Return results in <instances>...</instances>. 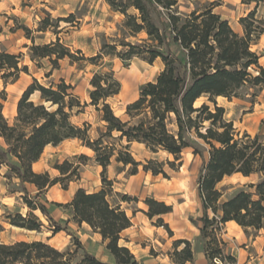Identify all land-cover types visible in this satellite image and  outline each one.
Instances as JSON below:
<instances>
[{"label":"trees","instance_id":"trees-1","mask_svg":"<svg viewBox=\"0 0 264 264\" xmlns=\"http://www.w3.org/2000/svg\"><path fill=\"white\" fill-rule=\"evenodd\" d=\"M106 2L114 12L125 16L118 28L122 39L116 37L112 43L105 42L97 56L86 58L82 51L73 54L59 37L48 44L37 45L35 39L30 38L31 30L21 27L33 41L29 47L30 60L39 68L41 61L48 60L57 69L59 62L64 59L97 64L105 57H116L125 63L139 59L150 65L161 60L164 68L153 81L140 88L138 100L128 105L126 113L129 119L126 121L116 116L109 103L121 92L120 80L113 71L94 74L89 105L99 112L101 102L107 101L103 104V119L108 128L104 137L113 139L112 131L118 132L119 136L115 139L125 142L119 151L115 146L107 148L103 139L87 140L89 123L82 126L69 123L74 110H82L88 105L81 103L74 94V88L65 81L46 87L34 79L20 98L12 123L4 115L7 93L5 90L0 91V137L6 145V148L0 147V171L6 167L12 177L19 180L23 186V200L30 208L26 216L17 211L0 219V234L5 231L4 223L29 232H41L45 226L35 211H40L49 220L54 234L63 230L50 216L46 204L30 200L25 188L27 183L35 185L37 197H40L58 184L68 190L72 182L80 179L81 164L72 165L69 161L55 167L61 174L57 178H52L48 172L36 173L33 170V164L41 159L50 145L57 147L67 140H86L82 146L97 154L105 186L112 185L106 174L108 167L113 164V156L117 164L123 167L131 165V175L138 174L142 163L137 162L131 152L134 143L144 145L153 153L162 150L173 156L175 161L181 160L185 150L193 149L194 154L203 159L198 177V194L203 212L199 229L205 255L209 264H215L216 260H228L236 264V258L231 253H225L223 247L226 244L221 234L225 224L230 221L241 226L247 235L264 232V136L252 137L245 133L239 138L234 122L226 119V110L218 105L217 98H239L241 89L248 85L264 88L261 56L253 50V45L264 35V18L257 16L258 10L264 8V0H242V4L250 8L248 14L239 20L243 34L237 33L228 20L215 12L221 0L196 7L190 12L180 10L181 0ZM160 8L164 11L161 12ZM131 9L137 14H130ZM74 18V15H70L58 21L74 24ZM54 27L53 19L47 15L38 31L46 32L48 28ZM140 33H145L147 38L134 43L126 41ZM119 47L122 49L119 50ZM21 57L8 52L0 53V73L5 85L15 84L21 73H29V67L21 65ZM37 91L43 103L32 100ZM202 98H206L207 102L196 106ZM136 117L141 119L129 127ZM40 118H44L45 123L37 128L35 124ZM25 129H31V134ZM196 138L210 146L208 158L196 144ZM80 159L87 157L83 155ZM144 170L151 171L155 176L166 174L163 164L153 161L144 165ZM234 175H256L258 180L243 185L222 200L224 190L218 189V186L226 177ZM108 197L106 188L98 192L81 188L67 207L75 223H86L94 233L102 236L107 250L115 258L114 264H139L131 250L120 245L123 232L133 225L132 219L120 204H112ZM124 199L135 200L126 196ZM145 203L149 208L147 215L150 219L173 212V206L165 202L150 198ZM158 224L170 231L163 219L160 218ZM73 240L74 251H60L49 240H22L10 244L0 241V264H109L85 251L78 238L74 237ZM181 245L184 248L176 255L185 264L193 263L191 242L177 240L175 247ZM79 250H84V255L75 263V255Z\"/></svg>","mask_w":264,"mask_h":264},{"label":"rangeland","instance_id":"rangeland-1","mask_svg":"<svg viewBox=\"0 0 264 264\" xmlns=\"http://www.w3.org/2000/svg\"><path fill=\"white\" fill-rule=\"evenodd\" d=\"M216 1L181 0L180 10L190 12L196 7ZM57 5H67V7L58 8ZM249 9L242 4V0H221V4L216 7L215 12L228 16L233 29L236 32H240L239 20L248 14ZM129 13L134 15L137 14V11L131 9ZM47 15L51 16L56 27L48 28L46 32H39L41 21L46 19ZM70 15L75 16L74 24L58 21L59 19L68 18ZM257 16L264 18L263 7L258 10ZM124 20L125 16L114 12L106 0H55V2H52V0H0V29H2L0 34V53L8 52L21 55V65L29 67V73H21V80L14 85H5L0 73V91L5 90L7 93V101L4 104L5 117L11 123L13 122L14 107L18 105L23 93L33 83L34 79H37L44 86L52 83L56 85L61 83V81L71 85L74 88V94L79 97L81 103L88 105L82 110H75L77 120H81L82 117L90 115L87 109L90 104V92L93 89L91 80L94 74L103 72V68L107 67V72L113 71L122 84L120 94L110 99L109 103L116 116L124 121L128 120L129 117L126 113L128 105L138 100L140 88L144 84L153 81L163 70L164 66L161 60L150 65L139 59L125 63L116 57H105L97 64L86 61L71 62L69 59H64L59 62L57 69H54L48 60H43L41 61V68H39L36 63L30 60L29 56V47L33 45V41L28 38L26 32L21 28L27 27L31 30L30 38H34L37 45L48 44L56 41L59 37L61 42L73 54H76L77 51H82L86 58H92L100 53L101 47L105 42L112 43V39L116 37L123 38L118 28ZM67 26H70L74 32ZM96 29H99V31H96ZM146 38L147 35L145 33H140L136 37L126 39V41L134 43L143 41ZM42 40H47L48 42L38 43V41ZM94 40L95 48L93 47ZM76 45L80 46L77 47ZM121 49L119 47V50ZM93 50L96 51L95 55H87L88 52ZM253 50L262 57L260 64L264 67V38H259L253 45ZM46 66L49 69L47 71H45ZM239 94V98H217L218 105L226 110V119L234 122L239 138H242L245 133L250 134L252 137L256 135L264 136V88H255L248 85L242 88ZM33 101L39 103L41 101L40 96ZM204 102H207L206 98L200 99L196 106H200ZM209 104L212 108L214 107L212 103ZM93 109L96 111L95 107ZM77 111L81 112L78 114ZM84 123L91 125V121L86 118L82 119V122L78 123V125L82 126ZM200 141L202 140L195 139L196 144L204 151L205 158H208L210 146L204 141L201 144ZM123 145H125V142ZM204 145H207V148ZM0 147L6 148L5 143L1 139ZM144 151L150 150L146 149L144 145L137 143L131 146V152L135 160L142 163L136 175H131V167H123L116 162L120 166L119 168H112V165L108 167L107 178L110 169L116 172L119 177L118 180L115 177L112 179L108 178V180L112 181L110 186L103 184L102 169L100 168L98 177L100 190L106 188L109 192L108 199L110 202L112 204H120L122 209L132 219L133 225L122 234L120 245L131 248L134 252L137 249L141 254L155 258L159 257V264H164L167 257L174 264H185L176 255L177 249H181V246L183 249L184 245L177 248L175 247L176 241L182 237H187L190 239L188 241L191 242L193 250L203 244L199 229L202 215L191 214L202 211L198 194V177L203 159L200 156H196L193 149L185 150L180 161H175L174 157L167 159L169 155L165 153V160L153 162L163 164L166 174L155 176L151 171L146 172L144 170V165L152 160H148L145 163L137 158ZM90 153L93 152L83 147L79 140H67L57 147L50 146L45 150L41 158V164L45 166L51 177H60L61 174L55 167L72 159L79 161L78 164H81L79 169L80 179L75 180L73 184L71 183L72 185H69L68 190H64L62 185L58 184L57 187L52 190L48 189L40 197H37V190L25 185L30 195L29 199L46 204L50 216L63 229L62 231L54 234L50 228L49 220L40 211H35L34 213L45 226L41 232L24 231L16 229L9 223H4L5 231L0 234V241L10 244L22 240H49V243L60 251H74L76 248L73 238L76 237L81 241L82 245L83 241L85 242L90 254L98 251L100 243L87 237V235L93 236L92 232L87 230L88 228H84L83 224L75 223L72 212L67 207V204L72 201L78 186L83 187L82 189L88 192L95 191H90V189L96 187L97 180L95 168L91 164L92 156ZM152 154L158 155L159 153L152 152ZM83 155L87 159H80ZM59 157L67 158L64 159L63 163H60ZM169 162L173 163V165H170ZM165 163L167 164V169L164 167ZM2 173L0 178V219L3 220V217L7 214H15L17 211L26 216L30 212V208L23 200V186L17 178L12 177L8 168ZM257 180L256 176L251 179H244L241 175L226 177L218 186V189L224 190L222 200H225L226 197L232 195L243 185L257 182ZM120 185H124L127 191L123 189L116 191V188ZM229 189H235V191L229 192ZM125 196L135 200L126 201L124 199ZM150 198L173 206V212L150 219L147 215L149 208L145 203ZM210 216L212 217V214ZM160 218L163 219L164 223L168 224L170 231L158 226ZM161 231L166 235H161ZM197 233L198 236H196ZM168 241H171V243L168 244ZM83 247L86 251V247ZM223 249L226 254L229 253L226 247H223ZM84 250H79L78 254L75 255V263L82 259ZM221 263L231 264L228 260H222Z\"/></svg>","mask_w":264,"mask_h":264},{"label":"crops","instance_id":"crops-1","mask_svg":"<svg viewBox=\"0 0 264 264\" xmlns=\"http://www.w3.org/2000/svg\"><path fill=\"white\" fill-rule=\"evenodd\" d=\"M218 14H220L224 19H226L230 22V19L228 16H224L221 13H218ZM238 26L240 27V32H237V33L243 34V27L240 25V23L238 24ZM261 37L264 38V35H262ZM261 59H262V57H261ZM20 80H21V76H20L18 81H20ZM11 85H14V84H11ZM4 109H5V107H4ZM13 114H14V117L17 114V105L14 107ZM0 139L4 142V140L1 137H0ZM50 146H48V147H50ZM44 153H45V151H44ZM44 153H43V155H44ZM100 168L102 169L101 166H100ZM5 169H6V167H3L1 169L0 178H1V174H3L2 172ZM33 170L36 173L47 172V169L45 168V166H43L41 164V159L38 162L33 164ZM254 176H256V175H253L251 177H244V176H242V177L244 179H251ZM256 177L258 179V176H256ZM4 179H6V178H4ZM73 183L74 182H72V184ZM25 185H26V187L34 188L35 190H37L35 185L28 184V183ZM55 187H57V185L53 186L50 190H52ZM81 188H83V187L78 186L77 189L75 190V192H77V190L81 189ZM93 192H98V191H93ZM74 195H75V193H74ZM200 203H201V200H200ZM83 227L88 228L87 230H90L92 232L93 236L87 235L88 238H91V240L93 239L96 242L100 243V249L98 251H94L91 254L96 256L102 262L114 264L115 258L107 250L106 243L103 241L102 236L98 233H94L91 230L90 226L87 225L86 223L83 224ZM16 229H18V228H16ZM20 230H22V229H20ZM126 231H124V232H126ZM196 236H198V235H196ZM221 237L226 244L227 251L229 253H231L236 258V260H237L236 264H249V262L252 260H255L256 264H260V260L264 259V232L263 231L259 232L257 235H247L241 226H239L234 221H230V222H227L225 224L224 229H223L222 234H221ZM181 239L190 240L187 237H182ZM88 240H90V239H88ZM83 246H85L86 251L90 253V250L87 248L84 241H83ZM131 251L136 256L139 264H148L149 261H151V264H159V261H158V259L160 260L159 257L155 258L153 256L141 254V252H139V250H137V249H136V252H134L132 249H131ZM167 260H169L168 257H167ZM162 261H164V260H162ZM165 261H166V259H165ZM187 264H209L207 257L205 255V252H204L203 244L200 247H197L194 249V262L193 263H187Z\"/></svg>","mask_w":264,"mask_h":264},{"label":"clouds","instance_id":"clouds-1","mask_svg":"<svg viewBox=\"0 0 264 264\" xmlns=\"http://www.w3.org/2000/svg\"><path fill=\"white\" fill-rule=\"evenodd\" d=\"M52 2H55V0H52ZM57 7L58 8L59 7H67V5H57ZM157 7H159V5H157ZM160 11L163 12L164 9L160 8ZM67 27H69V29L72 30L70 26H67ZM72 31L74 32V30H72ZM96 31H99V29H96ZM47 42H48L47 40L38 41V43H47ZM76 46L79 47L80 45H76ZM93 47L95 48V40L93 41ZM95 54H96L95 50L90 51V52L87 53V55H95ZM47 70H49V69L46 66L45 71H47ZM107 71H108V68L104 67L103 68V72H107ZM54 79H55V77H54ZM45 86L48 87V86H51V85L46 84ZM105 87H108V85H105ZM39 96H40V93H39V91H37L36 94L34 96H32V99L35 100ZM66 99H67V97H66ZM41 103H43V101H41ZM104 103H107V101L105 100V101L101 102V104L99 105V107H101V111H99V112H96L93 109V107L91 105H89L87 111L90 113V115L87 116V117H82L81 120H77L76 115H75V110H74L73 113L70 114L69 123L70 124H78V123H81L82 119H85V118L90 120L91 121V125H90V127L88 128V131H87V140L95 141L97 139H103L104 145L107 148H112L113 146H115L116 150L119 151L123 147V141H118V140L115 139L116 137L119 136L118 132H116L115 130L112 131V138L113 139H109V138L104 137V133H106L108 131V128L106 127L104 119H103V117H104L103 104ZM50 110H51V107H50ZM57 119L58 120L60 119L59 115L57 116ZM125 119H127V118H125ZM140 119H141V117H136L135 119H133L131 121V124H129L128 126L131 127L132 124H136L137 121H139ZM43 123H45L44 118H40L38 123L35 124V127L38 128ZM25 131L28 132L29 135L31 134V129H25ZM217 131H220V129H217ZM86 142L87 141L84 140V139H82L80 141L81 144H86ZM200 143L203 144L202 141H200ZM204 147L207 148V145H204ZM81 150H84V149H81ZM158 152H159L158 155H153L151 151H144L142 154H139L137 156V158L142 160V161H144L145 163H147L148 160L157 161V162L165 160V156H166L165 152L162 151V150H159V149H158ZM73 155H75V154H73ZM90 155L92 156L91 164L94 166L95 172H96V176H97L96 187L94 189H90V191L91 190L100 191L99 179H98L100 164L97 161V154L96 153H90ZM66 158L67 157H59V162L63 163L64 159H66ZM167 159H171V157L169 156V157H167ZM112 160H113L112 168H119L120 166L115 163V156L112 157ZM69 163L72 164V165H76V164L79 163V161L69 159ZM129 167H131V165H129ZM164 167H165V169H167V164L166 163L164 164ZM113 177H115L116 180L119 179V177L117 176L116 172L111 171V169H110L109 170V174H108V178L112 179ZM121 189H123L124 191H127V188L124 185L118 186L116 188V191H120ZM233 191H235V189H229V192H233ZM248 191H253L254 192L255 189H248ZM191 214L196 215V216H200V215H203V212L202 211H197V212H193ZM161 235H166V234H164L161 231ZM196 235H198V233ZM170 243H171V241H168V244H170ZM165 247H167V245H165ZM181 250H182V246H181V249H177V251H181ZM148 264H151V261H149ZM165 264H174V262L173 261H168L166 259ZM215 264H220V261L216 260ZM249 264H256V261L252 260V261L249 262ZM260 264H264V259L260 260Z\"/></svg>","mask_w":264,"mask_h":264},{"label":"bare ground","instance_id":"bare-ground-1","mask_svg":"<svg viewBox=\"0 0 264 264\" xmlns=\"http://www.w3.org/2000/svg\"><path fill=\"white\" fill-rule=\"evenodd\" d=\"M220 98H222V97H219V99H220ZM222 100H223V99H222ZM196 104H197V103H196ZM5 112H6V110H4V114H5ZM169 156H170V157H173V156H171V155H169Z\"/></svg>","mask_w":264,"mask_h":264},{"label":"built area","instance_id":"built-area-1","mask_svg":"<svg viewBox=\"0 0 264 264\" xmlns=\"http://www.w3.org/2000/svg\"><path fill=\"white\" fill-rule=\"evenodd\" d=\"M220 264H222V263L220 262Z\"/></svg>","mask_w":264,"mask_h":264}]
</instances>
